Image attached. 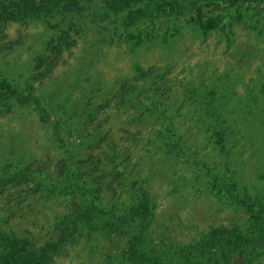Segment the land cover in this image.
Masks as SVG:
<instances>
[{"label": "rangeland", "instance_id": "rangeland-1", "mask_svg": "<svg viewBox=\"0 0 264 264\" xmlns=\"http://www.w3.org/2000/svg\"><path fill=\"white\" fill-rule=\"evenodd\" d=\"M260 77L264 0H145L121 14L82 4L0 25V233L40 250L92 201L122 214L147 198L146 250L165 264H185V249L213 231L259 235L264 127L212 141L179 100L219 87L232 120ZM126 85L131 103L105 107ZM153 95L176 102L182 127H121L132 100ZM137 227L81 226L53 264H131ZM232 264H264V250Z\"/></svg>", "mask_w": 264, "mask_h": 264}, {"label": "trees", "instance_id": "trees-1", "mask_svg": "<svg viewBox=\"0 0 264 264\" xmlns=\"http://www.w3.org/2000/svg\"><path fill=\"white\" fill-rule=\"evenodd\" d=\"M145 0H0V25L11 22H22L30 19H41L56 13L69 14L82 10V4H101L106 10L115 14L125 13L136 6L142 5ZM81 8V9H80ZM142 80V79H141ZM140 80V81H141ZM136 86H123L116 102L107 100L105 107L112 103L114 108L124 110L131 101L129 92ZM213 87L209 93L188 94L184 92L179 105L188 104L196 127H203L211 132L210 139H228L234 127H264V80L260 77L250 81L246 86V96L239 100V105L231 111L235 118L229 119L225 109L228 102L218 96ZM223 89V87H222ZM221 89V93H222ZM135 97L131 120L121 127H145L153 120L157 127H182L175 124L173 119L179 116L176 102L165 98ZM112 100V99H111ZM173 105V112L170 107ZM170 110V113H169ZM175 110V111H174ZM188 109H186L187 111ZM186 112L181 114V117ZM193 127V124H191ZM201 129L204 131V129ZM218 138V139H217ZM96 198V197H95ZM154 212L149 199L145 198L131 206L127 212L118 214L112 207L105 209L92 201L85 206L71 220L59 222V234L56 240L40 250H32L29 244L16 237L0 233V264H53L55 257L79 232L81 226L89 231L115 232L122 226L137 224V234L129 241L127 260L131 264H165L159 255H151L146 250L149 222ZM249 250H264V231L255 236L242 231L219 232L213 231L203 241L197 242L185 249L181 259L185 264H232L237 253Z\"/></svg>", "mask_w": 264, "mask_h": 264}]
</instances>
